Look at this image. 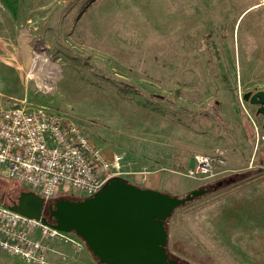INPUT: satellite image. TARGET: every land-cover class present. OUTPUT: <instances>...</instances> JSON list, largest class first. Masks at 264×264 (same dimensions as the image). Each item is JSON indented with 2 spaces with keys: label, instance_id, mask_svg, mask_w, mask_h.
<instances>
[{
  "label": "rangeland",
  "instance_id": "rangeland-1",
  "mask_svg": "<svg viewBox=\"0 0 264 264\" xmlns=\"http://www.w3.org/2000/svg\"><path fill=\"white\" fill-rule=\"evenodd\" d=\"M257 3L27 0L20 20L0 18V105L25 101L71 120L137 172L120 177L138 187L158 177V191L178 198L208 189L167 220L170 258L264 264V115L242 101L264 91ZM201 155L224 164L206 180L185 176ZM25 190L34 191L0 169V203L12 207ZM63 198L79 199L51 201ZM55 248L62 264H98L85 244ZM0 264L25 263L0 251Z\"/></svg>",
  "mask_w": 264,
  "mask_h": 264
},
{
  "label": "built area",
  "instance_id": "built-area-1",
  "mask_svg": "<svg viewBox=\"0 0 264 264\" xmlns=\"http://www.w3.org/2000/svg\"><path fill=\"white\" fill-rule=\"evenodd\" d=\"M257 2L258 7L264 5V0ZM223 164L218 156H196L194 167L184 175L206 180ZM1 168L45 201L70 195L89 198L111 179L132 174L120 167V157L110 160L97 149L77 124L56 113L27 108L25 101L0 105ZM55 243L75 251L84 248L74 233L59 232L0 203V251L25 264H62L65 256Z\"/></svg>",
  "mask_w": 264,
  "mask_h": 264
},
{
  "label": "water",
  "instance_id": "water-1",
  "mask_svg": "<svg viewBox=\"0 0 264 264\" xmlns=\"http://www.w3.org/2000/svg\"><path fill=\"white\" fill-rule=\"evenodd\" d=\"M242 101L257 104L264 115V91L246 92ZM207 192L196 189L178 198L115 178L92 197L78 200L45 204L35 193L21 192L9 209L59 232L74 233L98 264H181L166 251V221L176 209Z\"/></svg>",
  "mask_w": 264,
  "mask_h": 264
},
{
  "label": "crops",
  "instance_id": "crops-1",
  "mask_svg": "<svg viewBox=\"0 0 264 264\" xmlns=\"http://www.w3.org/2000/svg\"><path fill=\"white\" fill-rule=\"evenodd\" d=\"M26 3H27V0H0V18L2 17L3 14H5L12 21L20 20V18L22 17V14L20 12L21 8L24 6H27ZM127 172H131L132 173L131 175H135L137 173L134 171H127ZM157 178L156 179L152 178L150 180L148 179V181L146 180L147 181L146 188L158 191L159 189L156 186L160 184L161 180L159 181Z\"/></svg>",
  "mask_w": 264,
  "mask_h": 264
},
{
  "label": "flooded vegetation",
  "instance_id": "flooded-vegetation-1",
  "mask_svg": "<svg viewBox=\"0 0 264 264\" xmlns=\"http://www.w3.org/2000/svg\"><path fill=\"white\" fill-rule=\"evenodd\" d=\"M220 183H221V182H220ZM220 183H219V184H220ZM220 185H221V184H220ZM17 202H18V201H16V203H15V204H17ZM51 202H52V201H51ZM15 204H13V205H15ZM48 204H49V203H48ZM43 216H45V217H46V216H47V213L43 212Z\"/></svg>",
  "mask_w": 264,
  "mask_h": 264
},
{
  "label": "trees",
  "instance_id": "trees-1",
  "mask_svg": "<svg viewBox=\"0 0 264 264\" xmlns=\"http://www.w3.org/2000/svg\"><path fill=\"white\" fill-rule=\"evenodd\" d=\"M247 126V125H246ZM26 191V190H25ZM22 192V191H21ZM48 203H51V200L48 202ZM167 222V221H166ZM170 257V256H169ZM177 261V260H176ZM179 262V261H178ZM181 264H185V263H181Z\"/></svg>",
  "mask_w": 264,
  "mask_h": 264
}]
</instances>
